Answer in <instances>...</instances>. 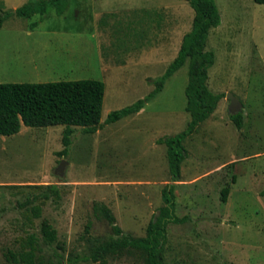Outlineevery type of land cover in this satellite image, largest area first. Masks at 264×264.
<instances>
[{"label":"rangeland","instance_id":"rangeland-1","mask_svg":"<svg viewBox=\"0 0 264 264\" xmlns=\"http://www.w3.org/2000/svg\"><path fill=\"white\" fill-rule=\"evenodd\" d=\"M32 1L0 0V9ZM88 1L75 6L72 0V13L51 12L33 29L38 16L11 17L0 29V83L93 79L105 85L100 129L74 128L66 156L58 155L64 126L22 125L18 134L0 137V264L30 234L50 264H144L137 252L121 249L83 260L119 241L93 205H106L124 234L141 238L172 184L167 148L159 141L190 122L188 61L139 113L105 121L154 90L191 30L194 11L183 0H102L96 15L98 0ZM215 3L220 24L208 35L215 62L207 86L224 97L183 142L188 157L173 193L174 215L185 222L167 226L162 264H264V6ZM111 11L117 14L110 17ZM228 95L242 105L236 113L241 129L230 118ZM60 166L63 178L55 174ZM224 188L229 193L222 202ZM44 223L56 231V243L42 237Z\"/></svg>","mask_w":264,"mask_h":264},{"label":"trees","instance_id":"trees-1","mask_svg":"<svg viewBox=\"0 0 264 264\" xmlns=\"http://www.w3.org/2000/svg\"><path fill=\"white\" fill-rule=\"evenodd\" d=\"M183 1L193 9L194 17L191 30L182 38L177 57L165 74L154 81L155 88L152 92L128 107L111 112L105 121V124L115 123L139 113L144 105L162 90L165 80L188 61L185 95L190 122L180 134L159 141L167 148L172 184L163 190V206L153 215L145 236L141 238L124 234L116 224L112 211L102 203H94V214L107 222L113 235L119 237V241L97 247L91 256L83 260L96 262L101 254L113 255L116 250L121 249L137 252L141 258L144 257V264H162L161 253L167 241V226L185 222V218L179 219L174 215L173 193V184L180 182L181 164L188 157L183 142L215 112L218 102L224 96L212 93L207 86L208 71L215 62L214 53L206 49L208 35L211 29L220 24V14L215 0ZM253 1L264 6V0ZM68 2L69 0H37L14 10L0 9V29L11 17L28 20L38 16L39 20L30 26L33 29L51 12L57 16L65 14ZM104 94V83L93 79L52 83H0V137L18 134L22 125L29 128L64 126L61 140L63 150L58 155L66 156L75 133L74 128H80L85 134H95L100 129ZM230 118L238 129L242 128V114ZM221 192V200L225 202L229 189L224 188ZM41 235L47 242H57L56 231L46 223L41 226ZM17 245L16 250L6 251V264H50L41 255L39 238L36 235L30 234L18 239Z\"/></svg>","mask_w":264,"mask_h":264},{"label":"crops","instance_id":"crops-1","mask_svg":"<svg viewBox=\"0 0 264 264\" xmlns=\"http://www.w3.org/2000/svg\"><path fill=\"white\" fill-rule=\"evenodd\" d=\"M90 1H92V0H90ZM71 2H72V0H70L69 2H68V9H67V11L65 12V14L66 13H72V11H69V7H70V5H71ZM89 1L88 0H74V5L75 6H77V5H88V4H90V3H88ZM95 2H97V3H95V6H98V10H95V14L97 15V14H101V12H99V11H103L102 10V8L100 7V5H101V3H102V0H98V1H95ZM146 2L147 3H153L154 5H164L163 4V2H162V0H146ZM145 3V2H144ZM91 5V4H90ZM92 5L94 6V3H93V1H92ZM146 5H148V4H146ZM142 7H147V6H142ZM148 8V7H147ZM147 8H139L138 10L141 12V11H143V13H147V12H150V11H148L149 9H147ZM69 11V12H68ZM97 11V12H96ZM81 13H85V11L83 10V11H81ZM109 15H110V17H114L116 14H117V11H114V12H107Z\"/></svg>","mask_w":264,"mask_h":264},{"label":"water","instance_id":"water-1","mask_svg":"<svg viewBox=\"0 0 264 264\" xmlns=\"http://www.w3.org/2000/svg\"><path fill=\"white\" fill-rule=\"evenodd\" d=\"M228 99L230 100L229 113L231 115H235L241 109L242 105L232 95H228ZM55 174L59 178H63L64 177V168L62 166H60L55 171Z\"/></svg>","mask_w":264,"mask_h":264}]
</instances>
